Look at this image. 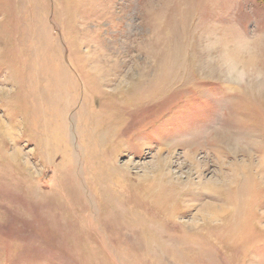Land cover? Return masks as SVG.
<instances>
[{
	"label": "rangeland",
	"instance_id": "374dc122",
	"mask_svg": "<svg viewBox=\"0 0 264 264\" xmlns=\"http://www.w3.org/2000/svg\"><path fill=\"white\" fill-rule=\"evenodd\" d=\"M0 264H264V0H0Z\"/></svg>",
	"mask_w": 264,
	"mask_h": 264
},
{
	"label": "bare ground",
	"instance_id": "6f19581e",
	"mask_svg": "<svg viewBox=\"0 0 264 264\" xmlns=\"http://www.w3.org/2000/svg\"><path fill=\"white\" fill-rule=\"evenodd\" d=\"M227 53V54H226ZM226 55H225V60L226 61H230V65H232V66H234L233 64H235V61H236V59H237V56H235L236 54L234 53V52H232V53H230L229 51H226ZM46 65V67L47 68H49L50 69V63H48V64H45ZM59 78V84H60V86H62V84H63V82H61V80H62V76H60V77H58ZM57 78V79H58ZM158 86H159V84H158ZM63 88V87H62ZM156 89V88H155ZM36 91H37V89H36ZM157 91L158 90H156V93H157ZM158 95V94H157ZM158 182V181H157ZM158 188V185L157 184H155V185H152V187L150 188V190H154V189H157ZM249 187L248 186H244L240 191H241V193L243 194V197H242V202H241V206H243V205H245V207L248 205V201H249V196H251V192L249 191L250 190V188L248 189ZM174 200V199H173ZM248 207V206H247ZM229 233H227V235H228Z\"/></svg>",
	"mask_w": 264,
	"mask_h": 264
}]
</instances>
